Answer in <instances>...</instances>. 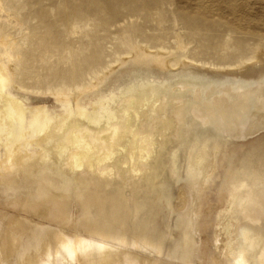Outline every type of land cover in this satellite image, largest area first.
Masks as SVG:
<instances>
[{"label": "bare ground", "instance_id": "obj_1", "mask_svg": "<svg viewBox=\"0 0 264 264\" xmlns=\"http://www.w3.org/2000/svg\"><path fill=\"white\" fill-rule=\"evenodd\" d=\"M247 64L240 65L246 87L206 108L181 86L154 95H111L89 107L61 99L63 110L53 115L13 98L9 84L29 86L23 77L10 80L14 64L0 63V185L6 191L20 183L31 188L21 207L10 200L6 209L106 240L126 231L111 230L97 217L121 214L133 239L154 254L143 264H161L154 232L161 234L151 220L178 211L184 222L173 236L183 242L185 261L169 260L264 264V83L250 85L264 75ZM245 141L246 149L236 144ZM4 235L7 264L15 253L19 264H41L39 253L46 257L42 264H53L56 253L66 259L83 240L20 217H11ZM98 258L99 264L114 263L96 247L90 264Z\"/></svg>", "mask_w": 264, "mask_h": 264}, {"label": "rangeland", "instance_id": "obj_2", "mask_svg": "<svg viewBox=\"0 0 264 264\" xmlns=\"http://www.w3.org/2000/svg\"><path fill=\"white\" fill-rule=\"evenodd\" d=\"M258 52L260 57L253 61ZM8 58L15 65L10 80L23 77L24 86H29L14 89L9 84L10 95L31 108L42 105L53 115L61 114V99L89 107L111 95H154L181 86L206 108L215 98L246 87L240 66L244 62L264 75V0H0V63L10 65ZM263 83L261 77L250 85ZM259 137L264 138V132ZM236 144L246 149V141ZM182 183L177 180L175 188ZM18 185L8 191L0 185L1 264H7L4 234L11 217L61 230L71 238L82 237L75 254L62 259L56 253L53 264H90L96 247L113 264H143L144 259H154V254L133 239L121 214L97 217L108 222L111 230L124 226L126 231L123 238L106 240L6 209L10 200L21 207L28 198L31 188ZM71 205L76 222L75 201ZM183 222L178 211L169 218L163 215L156 222L151 220L150 227L155 225L161 234L154 232L160 236L159 263L177 264L174 258L185 261L181 241L173 236ZM26 237L22 236V244ZM37 256L46 263L42 253ZM13 264H19L17 253Z\"/></svg>", "mask_w": 264, "mask_h": 264}]
</instances>
